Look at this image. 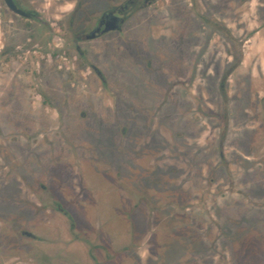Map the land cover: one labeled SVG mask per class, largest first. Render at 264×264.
Returning a JSON list of instances; mask_svg holds the SVG:
<instances>
[{
	"label": "rangeland",
	"instance_id": "1",
	"mask_svg": "<svg viewBox=\"0 0 264 264\" xmlns=\"http://www.w3.org/2000/svg\"><path fill=\"white\" fill-rule=\"evenodd\" d=\"M18 1L46 24L0 0V195L19 227L55 241L37 245L47 263L206 264L214 252L212 264H235L240 241L242 264L264 257V0H207V10L203 0H158L120 33L82 42L83 57L66 31L77 0ZM134 96L148 100L143 117L131 116ZM133 120L148 130L134 135ZM62 202L76 239L41 223ZM209 225L230 228L212 234Z\"/></svg>",
	"mask_w": 264,
	"mask_h": 264
},
{
	"label": "flooded vegetation",
	"instance_id": "2",
	"mask_svg": "<svg viewBox=\"0 0 264 264\" xmlns=\"http://www.w3.org/2000/svg\"><path fill=\"white\" fill-rule=\"evenodd\" d=\"M15 5L18 8L23 9L27 13H29L28 17L20 16L9 10L7 7V10L13 14L14 16H17L20 19L24 20H33L36 22H42L43 25L46 23L41 21L39 18V15L36 11L24 7L18 0H13ZM158 0H77L75 3L74 9H76V13L74 16H72L73 13L70 14V17L68 19V26L66 28L67 33L70 36V44L74 48L75 52L80 56L83 57L85 55V50L80 49V44L82 42H89L94 39L100 38L104 35L110 34V33H120L122 31V26L123 24L129 19V17L136 12L146 8L153 6ZM204 3L202 4L200 1H197L198 7L203 6L205 10L209 9L210 2L207 0H203ZM106 4V8L103 10H97L96 12L93 11L97 5L99 4ZM85 5H90L92 6L91 11H88L85 15V17H81L82 19H77V13L83 9V6ZM6 6V5H5ZM73 9V10H74ZM200 14V15H199ZM198 16H200V19L202 22L209 27L210 29H215L216 27H220L221 24L218 23L215 20H211L208 15L205 13H199ZM264 14V13H263ZM261 26H264V16L261 21ZM225 30V29H224ZM207 50V46L202 45L201 49L197 51V57L203 55ZM180 54V57L182 58V51H178ZM6 49L0 50V69H3V65L6 64ZM179 68L182 69L183 61L180 59L179 61ZM95 73L98 75L99 78L103 79L102 73L100 70H98L95 67H92ZM230 69L225 70L221 80L219 82V90L221 94H225V84H226V79L227 76L230 74ZM142 95V94H140ZM139 96V95H138ZM144 96V95H142ZM132 101L134 103L133 106V111L131 116H138V117H143L145 113H147L148 108H146V103L148 100L146 97H139L134 96L132 99H129V101ZM131 103V102H130ZM139 110H143V112H140ZM142 113V114H141ZM150 120V119H149ZM140 122H136L133 120V134L137 135L139 134V129L140 127H145L147 129V123L148 121L142 122V124H139ZM157 124L154 125V128L156 127ZM161 125V124H160ZM150 130H152V127H148ZM143 131V133H144ZM147 136V135H144ZM144 138V137H143ZM145 139H143L144 142ZM142 142V143H143ZM151 148V147H150ZM168 153V152H167ZM167 153L164 151V149H160L159 154L164 157L163 164H165V160L167 159ZM222 154V153H220ZM192 159L194 160L193 165L195 166V169H198V165H202L203 163L198 161V157L192 156ZM2 163L0 162V169L2 167ZM207 169L209 165H206ZM6 168V167H4ZM212 168V167H211ZM199 176L197 175V178ZM205 180V179H204ZM205 186H202V195L203 199L202 201H206V195L207 192L205 191ZM186 189L183 188V183H182V188L181 191H185ZM201 195V196H202ZM56 196V195H55ZM0 201L2 203L0 204V264H48L46 260L50 258L49 253H47L41 246H37L39 244H46L47 245H55V241L50 239L47 242L40 243L42 241V237L37 234V228L33 227H19L14 221L13 218H10V216L6 215L3 210H6L5 208H2L3 205H6L8 202V199L6 195H0ZM62 201V200H61ZM199 202V200H198ZM63 203V202H62ZM64 204V203H63ZM65 206V204H64ZM60 203H56V211L59 214V216H54V218L51 215H48L47 213L43 214H38L44 215L45 217L41 221V223H50L53 224L54 231L58 234H65L68 236V240H73V238H77L78 235H80L82 232H80V229L78 231V221L72 211V209L68 207H64ZM3 209V210H2ZM17 210V209H16ZM9 215L12 214L15 210H10L9 209ZM212 216V215H210ZM66 218L68 221L67 228L62 224L61 218ZM10 218V219H9ZM9 219V220H8ZM264 221V217L260 218L259 221L262 220ZM58 220V221H57ZM75 224V225H74ZM76 225L78 227H76ZM77 228V230L75 229ZM230 227L229 226H219V227H212L208 226L205 230H208L207 233H225ZM200 227H198V231H201ZM229 232V231H227ZM226 234V233H225ZM212 236V235H211ZM261 241L260 245H264V236L263 233H260ZM88 241V240H87ZM209 247L212 249L217 248L215 246V237L212 236L211 241H209ZM238 246H242L241 241L237 243ZM199 245V243H198ZM238 246L236 247L235 251H238L240 254L239 260L237 258L232 259L235 264H242L241 262V255L243 253V246L239 250L237 249ZM200 246H198V251L200 252L199 255L202 252V249H199ZM226 247V245H225ZM224 247V248H225ZM99 252H101L102 249H105L104 246H101L100 244H96L94 246ZM209 248V250H210ZM238 254L236 252V255L238 257ZM198 255V257H199ZM93 259H96L95 256H92ZM210 258L208 259V263L206 264H212L213 261L211 260L214 257V252L209 256ZM42 259H45V261H40ZM198 264H200V258H198ZM212 261V263H211ZM230 261V259H229ZM256 264H264V257L263 254L261 256V259L258 260Z\"/></svg>",
	"mask_w": 264,
	"mask_h": 264
},
{
	"label": "water",
	"instance_id": "3",
	"mask_svg": "<svg viewBox=\"0 0 264 264\" xmlns=\"http://www.w3.org/2000/svg\"><path fill=\"white\" fill-rule=\"evenodd\" d=\"M4 4L6 5V7L11 10L12 12H14L17 15L20 16H24V17H28L29 13H27L26 11H24L21 8H18L13 0H3Z\"/></svg>",
	"mask_w": 264,
	"mask_h": 264
}]
</instances>
